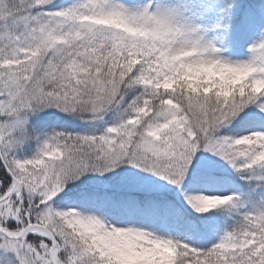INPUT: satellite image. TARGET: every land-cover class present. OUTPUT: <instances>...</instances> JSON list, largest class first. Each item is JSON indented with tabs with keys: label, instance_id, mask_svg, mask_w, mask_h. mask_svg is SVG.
<instances>
[{
	"label": "snow or ice",
	"instance_id": "1",
	"mask_svg": "<svg viewBox=\"0 0 264 264\" xmlns=\"http://www.w3.org/2000/svg\"><path fill=\"white\" fill-rule=\"evenodd\" d=\"M0 264H264V0H0Z\"/></svg>",
	"mask_w": 264,
	"mask_h": 264
},
{
	"label": "rangeland",
	"instance_id": "2",
	"mask_svg": "<svg viewBox=\"0 0 264 264\" xmlns=\"http://www.w3.org/2000/svg\"><path fill=\"white\" fill-rule=\"evenodd\" d=\"M67 2H70V0H67ZM62 3H66V2H62ZM230 169H228L227 171H229ZM191 211V210H190ZM195 215V213H193ZM217 218L220 221V229L222 230V228H224L225 226H227L228 223L233 222L231 217L228 216H224L221 215L220 213H217Z\"/></svg>",
	"mask_w": 264,
	"mask_h": 264
},
{
	"label": "trees",
	"instance_id": "3",
	"mask_svg": "<svg viewBox=\"0 0 264 264\" xmlns=\"http://www.w3.org/2000/svg\"><path fill=\"white\" fill-rule=\"evenodd\" d=\"M58 3H62V2H67V0H57ZM246 2H248V0H246ZM228 172H231V170H229ZM233 222L228 223L226 227H230L232 225ZM225 227V228H226Z\"/></svg>",
	"mask_w": 264,
	"mask_h": 264
}]
</instances>
